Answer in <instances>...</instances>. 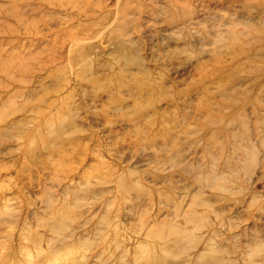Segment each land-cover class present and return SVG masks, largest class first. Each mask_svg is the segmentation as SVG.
Segmentation results:
<instances>
[{
  "label": "rangeland",
  "instance_id": "obj_1",
  "mask_svg": "<svg viewBox=\"0 0 264 264\" xmlns=\"http://www.w3.org/2000/svg\"><path fill=\"white\" fill-rule=\"evenodd\" d=\"M260 29L264 0H0V264H264Z\"/></svg>",
  "mask_w": 264,
  "mask_h": 264
},
{
  "label": "bare ground",
  "instance_id": "obj_2",
  "mask_svg": "<svg viewBox=\"0 0 264 264\" xmlns=\"http://www.w3.org/2000/svg\"><path fill=\"white\" fill-rule=\"evenodd\" d=\"M125 5V4H124ZM127 7V6H126ZM128 12V11H127ZM261 33H264V29H260ZM55 226V225H54ZM56 229H58V226L56 227ZM60 230V229H59Z\"/></svg>",
  "mask_w": 264,
  "mask_h": 264
}]
</instances>
